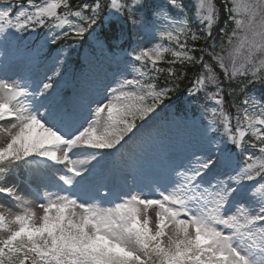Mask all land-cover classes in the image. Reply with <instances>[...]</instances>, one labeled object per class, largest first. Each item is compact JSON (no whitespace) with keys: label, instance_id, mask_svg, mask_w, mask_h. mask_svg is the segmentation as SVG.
<instances>
[{"label":"snow or ice","instance_id":"snow-or-ice-1","mask_svg":"<svg viewBox=\"0 0 264 264\" xmlns=\"http://www.w3.org/2000/svg\"><path fill=\"white\" fill-rule=\"evenodd\" d=\"M191 9L198 31L184 0H91L75 8L70 0H0V47L44 28V44L22 55L29 69L51 71L0 79V122H7L0 123V198L11 202L9 213L15 209L0 211L7 233L0 264H264V93L244 95L235 115L224 99L225 83L241 92L264 86V0H191ZM102 12L115 29L94 27ZM86 34L93 50L128 57L103 89L86 87L85 65L72 58L77 43L52 47ZM138 34L161 42L141 46ZM201 40L208 47H198ZM162 62L180 64V74ZM193 65L201 70L187 89L189 105L160 122ZM189 107L202 113L201 134L168 154L150 183L122 181L116 154L131 142V155L142 159ZM9 174L17 182L5 186ZM20 184L31 198L18 194Z\"/></svg>","mask_w":264,"mask_h":264},{"label":"rangeland","instance_id":"rangeland-1","mask_svg":"<svg viewBox=\"0 0 264 264\" xmlns=\"http://www.w3.org/2000/svg\"><path fill=\"white\" fill-rule=\"evenodd\" d=\"M191 1V0H190ZM163 0H149L150 4L162 3ZM187 14V13H186ZM105 15V13H104ZM103 18L100 20L95 28L99 27L102 23L106 24V20ZM173 15H178L173 11ZM75 20V18H71ZM163 27V26H161ZM192 27V26H191ZM46 29L39 28L36 31L26 32L22 39L13 40L7 48L0 47V79L12 78L16 79L19 76H29L35 73L43 75L45 72L51 74L49 67L40 65L39 67H33L29 69L27 67V61L23 59V52L26 46L39 47L44 44ZM89 40V37L87 38ZM84 41H73L71 38H65L64 43L67 45L77 43L79 47L72 50L74 53L79 54L82 63L85 65L84 74L91 84H86L92 91L96 87L103 89V86L110 83L120 71L125 68V60L128 58L125 52H110V51H96L90 46L83 44ZM161 42L159 35L154 38L152 35H148L146 38L141 39L140 45L151 47L155 43ZM167 44V41H163ZM73 58V59H74ZM71 63V61H70ZM72 69L69 68L71 73ZM131 78V76H129ZM167 107L159 111V121L166 122L172 119L175 105L165 102ZM6 124L7 122H0ZM200 124H197L192 119L184 118L183 122L179 124H169L165 130L163 139L152 146L147 154L142 159H137L131 155L132 145H126L120 153H117L113 165L116 169L122 173V181H126L129 186L133 185H145L157 178V175L162 171L163 165L167 162L166 157L170 153L179 154L189 140L197 138L201 134ZM4 141L0 139V145ZM20 176L23 178L24 172L20 171ZM14 175L9 174L7 181L4 182L5 186L8 184L16 183ZM18 194L23 195L26 198H31L29 192L25 188L24 184H20L18 188ZM0 205H4L0 208V211H4L6 215L14 214L7 210L12 208L10 201L0 198ZM39 211V209H37ZM149 215L155 219V213L150 211ZM154 227V224H153ZM7 233L0 232V238L6 236Z\"/></svg>","mask_w":264,"mask_h":264},{"label":"trees","instance_id":"trees-1","mask_svg":"<svg viewBox=\"0 0 264 264\" xmlns=\"http://www.w3.org/2000/svg\"><path fill=\"white\" fill-rule=\"evenodd\" d=\"M85 2H91V0H70V3L72 4V7L75 8L77 7L79 4L85 3ZM184 2L186 4H188L189 6V10L187 12V16L188 18L191 20V26L193 30H199L201 28V25L198 24L194 18H193V14H192V9H191V1L190 0H184ZM217 4L220 3V0H216ZM20 3H26V0H20ZM105 3H107V0H105ZM61 11H63V9H61ZM104 13H101L100 18L97 21V25L100 22V20L103 18ZM226 16L223 13V11H221V16H220V22L219 24L216 25L215 29H214V35H216L217 39H216V43L219 46L220 44V36H219V30L220 28L224 27V22H225ZM111 25V27L113 29H115L117 27V24L115 21H111V22H106L102 23L99 27H97V30L100 31H107L109 29V26ZM95 27V26H94ZM232 25L229 24V29H231ZM88 36L87 34L85 35L84 39L82 41L84 45L86 46H90L89 40L87 39ZM64 39L62 38L60 41L57 42L56 45L52 46L54 49H58L64 46H67V43H64ZM141 36L138 34L136 37H134V40L137 44H140L141 41ZM191 43V42H190ZM197 46L198 47H208V44H205L203 40L201 41H197ZM209 44L211 43V41L208 42ZM129 47V43L126 41L123 45V48L127 49ZM97 50V49H96ZM219 50V47H217V51ZM120 52H124V51H120ZM195 55L197 57H199L200 55H202L201 52L197 51L195 52ZM72 58H73V53H72ZM172 57L170 54H166L165 55V60H171ZM204 59L208 62L213 64V67L215 68V64L212 61L211 57L208 55H204ZM160 67H163L165 69L169 68V67H174L177 70V75L180 74V69H181V65L180 64H175V65H171L168 63H161ZM201 68L199 65H193L191 67H187L184 69V71H186V75L180 79L178 81L179 83V88L176 90L175 93H173L172 95V99L170 100L174 105H175V113L178 111V109H181L183 107H186L189 105V101L191 98H189L187 96V89H189L192 86V81L193 79L199 75ZM216 71L219 73V69L216 68ZM221 78H223V74L221 73ZM169 79L167 72L162 73L160 75L159 80L157 81L158 85L163 87L165 85V82ZM230 90H234L232 92V95H229V91ZM255 91V94L257 96H260L262 93H264V86H262L261 84L257 83V84H251L248 86V88L246 89V92H241L239 85L236 83H233L231 85L225 83V94H224V99H225V104H226V109L229 113H231L232 115H235V108L233 107V104L239 105L240 101L243 99L244 95H246L247 93H252ZM200 102H203V93H201V97L199 98ZM201 115L202 113L198 110V108L196 107H189L188 111L186 113H183L182 116L185 118H191L197 121V123L200 121L201 119ZM233 123H235L233 121ZM258 155V153H256Z\"/></svg>","mask_w":264,"mask_h":264}]
</instances>
